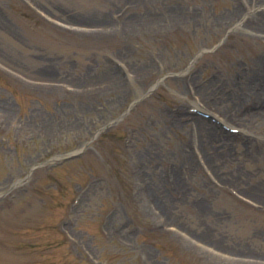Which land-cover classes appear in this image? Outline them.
<instances>
[{"label": "rangeland", "instance_id": "1", "mask_svg": "<svg viewBox=\"0 0 264 264\" xmlns=\"http://www.w3.org/2000/svg\"><path fill=\"white\" fill-rule=\"evenodd\" d=\"M260 17L264 0H0V264H264ZM212 126L230 144L203 143Z\"/></svg>", "mask_w": 264, "mask_h": 264}, {"label": "bare ground", "instance_id": "2", "mask_svg": "<svg viewBox=\"0 0 264 264\" xmlns=\"http://www.w3.org/2000/svg\"><path fill=\"white\" fill-rule=\"evenodd\" d=\"M260 18H258L256 22L251 21L248 24V26L251 24L252 25L251 28L253 31H255L257 33H261L264 35V18H261L262 20H259ZM261 67H262V69H261ZM253 70H255L253 72V74H254L253 77H254V82L256 80V85H255V87L253 85V88L248 89L247 92L249 93V96H251V98H253L255 100V102L259 104V106L257 105L258 108L257 109L253 108L254 110H252V112L250 111V113H248V114L250 116H253V117H256V116L260 117L264 121V65L262 64L258 68V70L257 69H253ZM110 77H111V83L116 85L118 83L116 76H114L113 74H110ZM252 80H253V78H252ZM196 90L199 93H201L202 95H204L206 93L209 94V88L208 87H202L201 86L200 88H197ZM229 99H230L229 97H227V98L224 97L225 101H228ZM230 101H231V99H230ZM233 101H235V100H233ZM194 107H197V106H194ZM230 119H234V120L238 119L237 114L230 115ZM209 124H207V125H209ZM212 127L213 128L207 127V128L202 129L201 139L203 140V143H208V142H213V141L219 142L221 140H224V138H225L226 141H228V143L230 144V141H229L230 139L228 137H225V136H228L226 134L227 132L217 128L216 126L215 127L212 126ZM223 132L225 133V135H223L224 134ZM203 146H204V144H203ZM224 146H227V145L225 144ZM205 153L207 156L206 158L210 163L214 162L215 160H219L220 158H224V157L226 158L228 156L227 153H224V152L221 153L219 151L215 152V151H210V150L208 151L207 150V151H205ZM156 200L157 201H155L153 203L150 201L152 208L155 211H157V209H158L157 204L159 203V195L157 196ZM160 201H162V199ZM244 257H246V256H244ZM256 259H259L262 263H264V257H256Z\"/></svg>", "mask_w": 264, "mask_h": 264}]
</instances>
